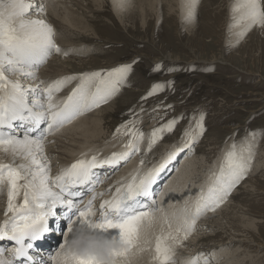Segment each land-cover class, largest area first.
<instances>
[{"label":"snow or ice","instance_id":"snow-or-ice-1","mask_svg":"<svg viewBox=\"0 0 264 264\" xmlns=\"http://www.w3.org/2000/svg\"><path fill=\"white\" fill-rule=\"evenodd\" d=\"M197 3L198 0H183L186 21L195 18ZM231 11L235 23L229 27L240 26L238 38L253 26L264 27V0H236ZM44 12L45 4L34 0H0V152L11 157L9 163L0 162V193L6 191L7 196L0 241L12 242V247L0 246V264H134L137 255L145 251L154 252L155 264H175L174 246L188 238L202 213L214 212L244 179L251 164V146L237 153L236 145H232L207 190L202 188L190 206L185 202L175 227L164 218L167 232L163 228L159 234L152 231L155 213L160 211L153 185L167 164L203 135V113L193 116L183 129L182 147L167 152L160 163L143 172L141 158L127 180L115 182L118 186L111 198L101 199L99 207H95L94 201L104 192L96 191L103 179L94 169L104 165L114 168L128 161L141 151L144 133L135 128V121H127L116 129L128 137L123 151L103 159L97 155L79 158L56 175H50L46 138L76 116L106 103L125 84L132 66L123 64L108 70L65 75L51 82L38 80V69L53 53L70 54L56 44L51 25L38 18ZM7 74L17 79L11 80ZM21 78L38 82L25 86ZM73 81L78 83L66 98L55 100L54 95ZM162 88L155 84L148 95ZM177 123L178 118H173L154 128L146 151H151L162 134L172 132ZM42 124L46 127L41 130ZM17 126L25 129L22 137L14 132ZM249 135L255 138L257 134ZM17 158L23 162L15 163ZM106 191H111V186ZM48 234L59 235L62 241L37 259L33 255L36 242ZM211 255L214 257L215 253ZM184 264L210 261L201 252Z\"/></svg>","mask_w":264,"mask_h":264},{"label":"rangeland","instance_id":"rangeland-1","mask_svg":"<svg viewBox=\"0 0 264 264\" xmlns=\"http://www.w3.org/2000/svg\"><path fill=\"white\" fill-rule=\"evenodd\" d=\"M62 2L58 4L65 6ZM79 2L84 6L82 10L74 6L70 9L76 8L77 15L86 25L89 24L87 28L92 31L71 28L74 30L71 40L75 51L72 56L82 60L93 57L101 64L99 68L89 66L83 72L108 70L123 64L132 66L120 90L95 109H101L111 99L116 103V112L111 115L114 122L103 136L101 151L110 152L108 147L122 151L128 137L117 133L116 129L127 121H135V128L144 133L139 145L141 151L137 153L138 162L143 158V167L149 169L160 163L165 157L161 158L163 153L182 147L180 136L183 129L188 127L193 116L203 113V135L189 146L194 149L192 153L188 148L185 155L180 156L182 161L194 155L204 158L193 179L198 195L202 188L206 191L212 183L213 173L219 171L233 144L237 153L250 145L251 164L244 179L214 212L206 211V216L214 215L230 204L231 199L235 211L240 204L247 217L254 219L253 228L257 229L253 239L262 245V248L247 245L251 247L252 257L251 260L245 259L243 264H264V168L255 170V163L264 158V27L253 26L238 38L236 33L240 26L229 27L235 23V14L231 11L235 0H198L192 21L185 20L183 0H153L146 6L141 0ZM52 57L47 59V64ZM107 62L112 65L107 66ZM76 83L71 85V89ZM155 84L162 85V90L148 95ZM59 94L63 95V90ZM173 118H178L175 129L163 133V138L157 140L151 151H146L151 131ZM249 133L257 135L253 138ZM249 180V184L243 186ZM188 193L186 190L185 195ZM196 194L190 193V199ZM227 213L230 215L231 209ZM205 228H202V233ZM218 235V240L228 238V234ZM249 235L240 239L252 240ZM205 243L203 246L209 251L206 253L209 261L221 263L219 257L209 254L210 248L218 243ZM201 244L196 250L192 248L194 251L190 254L196 256Z\"/></svg>","mask_w":264,"mask_h":264},{"label":"bare ground","instance_id":"bare-ground-1","mask_svg":"<svg viewBox=\"0 0 264 264\" xmlns=\"http://www.w3.org/2000/svg\"><path fill=\"white\" fill-rule=\"evenodd\" d=\"M58 1L34 0V2L37 4L39 3L45 4V12L42 15H40L38 18L44 19L49 25H51V27L54 30V39L56 44L61 49L65 51H69L70 53L68 56H63L61 54H56V53L52 54L51 56L53 57L51 61L48 64L46 63L47 65L45 64L44 65L45 67H42V69L37 71L38 80H44L46 82H51L52 80H55L60 76H64V75H71V74L74 75V74L82 73L83 71H85L84 69L88 68L89 66L99 68V65H101L100 62H97L98 60L92 59L93 57L90 58L89 60H82L83 58L76 59L72 56L74 51V45L72 43L74 42L71 39L73 37L74 30H71V28L72 29L75 28L85 32H90L92 30L89 29L90 27L87 28L89 24L86 25V23L83 21L80 15H77V12L75 11L76 8L82 10L84 7V6L82 7L79 0H58ZM60 1L65 2V6H60V4H58L60 3ZM152 1L153 0H141V2L145 6L151 4ZM70 6L71 7L74 6L76 8L70 9ZM58 8H60V10L63 13L60 12ZM62 14L64 15L63 17L61 16ZM60 18H63V21ZM61 21L64 24H62ZM110 64L111 63L107 62V66H109ZM43 69L44 71H42ZM7 75L10 76L9 78L17 79L15 75H11V74H7ZM38 80L31 81V80H24L23 78H21V83L27 86L29 84L38 82ZM74 83H76V81H73L71 84L66 85L62 89L65 95L67 94L66 92L70 91L71 85ZM62 90L58 93H61ZM61 96L62 95H56V96L54 95V99L59 101ZM115 104L116 103H114V100L111 99L109 103L104 107H102L101 109L97 111L93 110L94 112L92 113L88 112L84 116L82 115L78 116L69 125L63 126L57 132L47 136L46 144H45V155L48 157L49 166L51 168L50 175H56L61 168L69 166L71 163H73L75 160L79 158H87L89 155H97L99 158L103 159L106 156H110L111 153L117 152V149H112L111 147L107 148L108 151L110 152L101 151V148L104 145H100L101 143H103L102 141H103V136H105V132L108 129L110 130V126L114 122L111 115H113L116 112ZM82 154H87V155L82 156ZM166 154L167 152L163 153L161 158L164 157ZM101 155L104 156L100 157ZM138 159L139 156L138 154H136V157H134L131 161H129V163L126 164V166L122 171L118 170L112 175L110 173L111 181L106 183L102 188H100V190L108 189L110 187L109 184L113 183L114 181H118L124 178H126L127 180L130 177V174L137 169L139 163ZM203 159H204L203 157L199 158L197 155H194L191 158L187 157L184 161H182V157L177 158L176 162L173 164L171 170L169 171L170 175L167 176V178L164 180L165 182V185L163 187L164 192L161 193L158 197L159 198L158 209H160V211L155 213L157 219L153 226V230H152L153 233L159 234L162 228L165 232L168 231V224L164 223L165 217H167V220L171 222L175 227V225L179 222V220L183 215L182 209L185 206V202L187 201L189 206L191 205L192 201L195 198L192 195L190 199L191 195L189 196V194L194 193L195 195L196 192L198 191L197 188L194 187V184L196 182L193 179L196 173L200 170V167L203 165L204 163ZM258 159L260 160V158ZM180 161H182L181 163L183 164L181 165V167H180L181 164ZM0 162L9 163L11 162V157L4 154L3 152H0ZM22 162L23 161L20 160L19 158H17L15 161V163L17 164ZM255 166H256L255 170L264 168V158L263 161H257L255 163ZM146 170H148L147 167H143L141 169L142 172ZM95 173L99 174L101 178L104 177V175L106 174L103 172H95ZM161 179H163V177ZM249 182L250 180L245 182L243 186L246 187L249 184ZM116 186L117 184L111 186V191H113V189ZM186 190L189 191L187 195H185ZM20 198H22V193ZM6 200H7L6 191L0 193L1 221H3L4 219L3 210L6 206ZM232 201L233 200L231 199L230 204H226L225 207L223 206L216 213H214V215H210L207 217L206 212H204L199 216V218L196 220L195 228L188 236V238L186 240H183L182 243H179L174 246L175 264H184V261L188 260L190 257H194L193 256L194 254H190V253L196 250L197 246L201 244V242L206 244L205 241H216L218 243L217 245H213L212 248H210V253H209V254L215 253V256L219 257L222 260L221 263L217 261L215 264H243L245 259L247 260V258H250L251 260L252 257L249 252L251 247L247 245L252 244L253 247L256 246L262 248L261 243H257V241L253 239V235L256 234L255 232L257 229L256 227L255 229L253 228V226H255L254 219L247 217V214L244 212V208L241 207L240 204L238 206V211H235L234 205L232 206ZM232 208L234 209L232 210ZM230 209H231V213L229 215L227 212H229ZM205 217H207L206 221L204 220ZM204 226L206 228L202 233L203 230L202 228ZM214 230H216L215 234H213ZM221 233L228 234V238H226L225 241L222 239L218 240L219 237L218 234ZM250 233L251 235H249ZM201 234H203V237L201 236ZM248 235L252 240L247 241L246 239H242V240L240 239V237L243 236L246 237ZM1 242L2 241H0V243ZM246 242H248L249 244H246ZM203 243L201 244L200 248H198V251L196 253L198 254L203 252L206 256V253L209 251L205 250V246H203L204 245ZM153 247H154V242H153ZM192 248H194L193 251H191ZM153 255H154L153 251H145L139 253L134 260V264H155V262L152 259ZM210 264H214V261L210 262Z\"/></svg>","mask_w":264,"mask_h":264}]
</instances>
